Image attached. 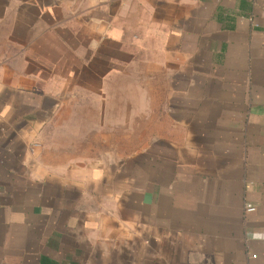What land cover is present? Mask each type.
Masks as SVG:
<instances>
[{"label": "crops", "instance_id": "crops-1", "mask_svg": "<svg viewBox=\"0 0 264 264\" xmlns=\"http://www.w3.org/2000/svg\"><path fill=\"white\" fill-rule=\"evenodd\" d=\"M0 264H264V0H0Z\"/></svg>", "mask_w": 264, "mask_h": 264}, {"label": "rangeland", "instance_id": "rangeland-1", "mask_svg": "<svg viewBox=\"0 0 264 264\" xmlns=\"http://www.w3.org/2000/svg\"><path fill=\"white\" fill-rule=\"evenodd\" d=\"M126 126H127V128H132V126H137V125H133V121H126ZM145 126L147 127V122L142 121L140 127L144 128ZM130 138H132V137H130ZM130 138L126 137V139H130ZM126 154H127V152H126ZM128 154H131V153H128Z\"/></svg>", "mask_w": 264, "mask_h": 264}, {"label": "built area", "instance_id": "built-area-1", "mask_svg": "<svg viewBox=\"0 0 264 264\" xmlns=\"http://www.w3.org/2000/svg\"><path fill=\"white\" fill-rule=\"evenodd\" d=\"M245 211L247 213H252V212H254V208L252 206H250V205H246L245 206Z\"/></svg>", "mask_w": 264, "mask_h": 264}]
</instances>
